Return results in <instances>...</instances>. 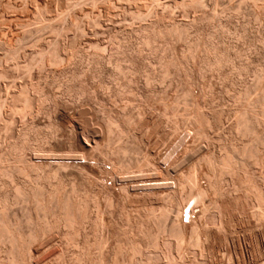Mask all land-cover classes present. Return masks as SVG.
<instances>
[{
  "label": "bare ground",
  "instance_id": "obj_1",
  "mask_svg": "<svg viewBox=\"0 0 264 264\" xmlns=\"http://www.w3.org/2000/svg\"><path fill=\"white\" fill-rule=\"evenodd\" d=\"M88 1L95 5L99 2L107 3L109 0H74L56 16L46 17V22L45 20V23L42 22L43 28L50 29L56 37L30 48L29 51L22 49L23 35H13L14 33L11 32L8 33L7 41L0 42L4 45V52L0 55V81L10 79L14 84L5 95L3 92V94L0 93V126L4 132V137L0 140V264H44L42 263L44 259L39 257L42 244L39 246L36 242H41L40 239L45 233H51V230L60 227L64 230L61 234L63 241L66 242L63 244L67 248L64 247L65 249L56 255L52 264H157L160 261L163 264H200L195 261L197 258L203 259L201 264H222L225 257L223 255L220 260L215 259L216 246L211 245L210 240L216 235L217 239H229L227 233L223 231L226 219L220 218L214 222L217 224L216 229L206 227L204 216L209 213V205L224 206L227 189L231 186L240 191L241 196L257 208L255 212L252 211L253 214L264 219V66H262L264 32L260 30L254 34L249 30L248 23L247 25L244 23L246 21L230 23L232 15L240 13L241 10H244V14L241 12L242 17L246 14L245 17H248V20L258 21L264 18V0H228L226 1L229 3L228 7H223L224 9H219V6L225 3V0H166L163 2L161 0H125L128 3L123 8L125 13L127 12L132 20L141 23L136 29L129 32L127 30L126 35L123 32L124 37L120 38L121 40L117 39L118 36L122 37L118 32L113 33L110 40L117 44L113 42L115 50L108 55L104 54L105 46L97 41H90L93 48L91 53L83 52L78 47V40L85 32L82 20L88 19V23L92 26L99 23L93 13L92 17L86 11L75 12V8L80 9ZM11 2L0 0V6L5 4L7 7H15L16 4ZM208 6L211 7L210 10L207 9ZM177 10L181 12L183 19L185 17L187 19L191 11L199 10L200 13L198 12L187 21L176 17ZM68 20L70 28L75 33L69 39H61L58 36L69 25L58 26L59 24L56 25V23L57 21L64 23ZM133 35L135 38L131 39ZM228 37L231 39L229 40ZM240 39L254 46L253 54H244L245 52L240 48L242 46L238 45ZM157 41H161L163 47L158 44L156 46ZM178 42H183V45L178 47ZM146 49L150 51L153 49V52L144 55L143 51ZM76 58H78L77 63ZM82 61L85 62V66L79 63ZM59 66L61 67L59 71L66 75L65 83L69 92L75 86L73 83L77 82L80 84V91L85 93L87 89L84 90V86L81 85L86 79L89 80L93 93L94 88L100 91L120 78L124 79L123 85L125 89L131 91V94L132 89L140 93L142 90L148 92L150 86L152 84L155 86L157 81L164 86L167 84L176 87L178 93L176 92L172 98L169 97L170 100L165 103L163 110L170 119L172 118V129L176 131L179 128V120L183 119L177 104L184 103L190 115L187 116L190 117L194 138L191 139L192 143H184L182 154L177 156L176 153V156L172 158L169 170L176 175L183 164L193 159L196 154L204 152L201 153L202 155L199 154L201 156L199 162L205 164V169L201 170L205 184L200 183L199 174L195 168L177 174L175 179L172 177L174 179L172 182L164 177L146 183L144 176L157 175L158 164L146 169L149 172L141 171L138 176L136 175L141 181L139 184L141 189L145 191L132 198H136L137 205L145 208L141 217L137 218L130 216L124 209L121 210L118 215L123 217V223L125 222L129 228L127 230L124 228L120 233L118 230L113 233L121 235L126 245L118 244L110 250L111 252L105 249L110 234L108 235L107 223L102 218L103 207L107 209L112 206L113 197L128 198L129 191L134 190V186L123 183L124 178L121 179L122 176L114 172V169H123L125 164L123 165L120 157L122 158L133 149L126 145L109 148V139L114 133L120 136L126 132L136 117L139 118L141 114L126 116L125 112L117 110L103 112L102 130L107 135L103 149L101 142L103 137L93 131L92 126L86 123L88 120L82 119V123L86 124L83 126L77 123L79 132L75 133L73 138L76 139L77 146L83 153L77 155L76 153L74 155L50 153L43 155L44 161L39 163L31 161L26 153L32 148L33 141L38 142L41 138L42 141L55 136L54 134H57L55 132L57 131L56 118L60 119V124L63 126L67 122V119L58 112L52 118L54 121L51 120L46 126L48 131L41 135L39 126L32 117L35 111L41 110L44 102L53 99V95L44 92L43 87L40 83L33 81L32 76L36 71L46 68L57 69ZM18 77H22L23 82L15 84ZM11 82L9 84H12ZM88 89L91 91V88ZM165 90L162 88L158 90L161 98L164 99L167 95ZM113 93L115 97H120L122 90L116 88ZM153 93L156 92L153 91ZM156 94L158 95V92ZM108 95L104 96V100L110 98ZM201 106H206L207 109L203 110ZM17 122H21L20 127H16ZM58 126L60 127L59 124ZM237 136L244 137L242 139L246 143L239 141ZM200 139L208 142V146L199 144ZM182 141L183 139L180 143ZM215 148L220 149L221 152L218 153ZM95 149L98 151V156L87 158L89 152ZM84 153L88 154L85 156ZM244 157L247 158L245 162ZM108 163L109 169L105 167ZM134 164L142 167L144 163L136 161ZM70 170H76L78 173L88 172L92 177L91 182L86 181V183L89 182V188L86 186L77 188L75 183V186L72 185L69 190H66L68 189L66 176H70L72 173ZM169 170L166 169L164 173L167 174ZM107 181H110V185ZM117 182L120 184L116 187ZM210 194L212 196L207 203L206 199L208 200L207 196ZM24 201L31 203L32 210L35 212L34 216H31L33 212L23 214L21 211L22 213L17 214L11 211L14 205ZM160 202L162 207L159 214H155L154 205ZM89 205L93 206L95 211L91 217L87 215ZM188 206H190L189 223L185 224L181 222V214ZM211 217L213 221L215 216L212 214ZM86 221L91 225V229L88 227L92 233L91 237L88 235L89 232L79 235V232L82 233L80 230L87 226ZM168 224H170L169 227ZM109 225L111 226L110 223ZM261 226L255 244L264 246V224ZM71 246L76 247L77 251L72 252ZM68 248H71L69 249L71 253L67 252ZM234 250L242 260L245 258L239 244H236Z\"/></svg>",
  "mask_w": 264,
  "mask_h": 264
},
{
  "label": "rangeland",
  "instance_id": "obj_2",
  "mask_svg": "<svg viewBox=\"0 0 264 264\" xmlns=\"http://www.w3.org/2000/svg\"><path fill=\"white\" fill-rule=\"evenodd\" d=\"M73 1L74 0H10V2L12 4H16L15 7H7L5 4H2L0 6V42L1 41L2 42L7 41V38L9 37L8 33H11V32H12V34L14 33L13 35H20V36L23 35L22 39H21V43L23 42L22 43V49L24 51H29L32 48H34L36 45H39V44L44 43V42H47V41H49L50 38L53 39L54 37H56V34L54 32H52L50 29H48V28H45V27L43 28V23L46 22L45 18L48 17V16H56L57 14H59L66 7L67 4L68 5L72 4ZM161 1L163 2V1H166V0H161ZM226 1H228V0H225V3L220 4L221 6H219V9H224L223 7H228L229 3L226 2ZM124 5H126V6L128 5L127 1H125V0H109V1H107V3L106 2H99V3L95 4V5H93L90 1H88L82 6L83 9H82V7L80 9L79 8H77V9L75 8L74 9L76 13H79L81 11H86V12H89L91 14V16H92V13H93V16L94 17L96 16L97 19H98V22H99L97 25L92 26L91 24L88 23V21H87L88 19L85 20L86 22L84 20H82L83 21L82 23H84L83 27H85V29H84L85 32H84L83 35L80 36V38L78 40V47L81 50H83V52H87V53L93 52V48L90 45V41H97V42H100L102 46H105V50L106 51H104V54L108 55L109 52L111 53L112 50H115V49H113L115 47V45H113L114 44L113 42H115V41L112 42V39L110 40V38L113 35V33L116 32L115 34H117V32H118V34L120 36H122V37L118 36L117 39L121 40L120 38H123L124 34L126 35L127 30L129 32V31H131L133 29H136L140 25L141 22H137V20H132L130 15H128L127 12L125 13V11L123 10ZM19 6H21V7H19ZM209 8H211V7L208 6L207 9L210 10ZM159 10H160V8H159ZM248 10H249V8H248ZM243 11L241 10L242 13H243ZM198 12L200 13L199 10L196 11V12L191 11L190 15L187 17V19H186V17L184 19L182 18V16L180 15L181 12H179V10H177L175 12V14H176V17L178 19L181 17L183 20L189 21V20H191V18L194 17V15H197ZM238 13L237 14L235 13L234 15H232V17L230 18V23H233V22H237L238 23V21L240 23H242V22L246 21L244 23H246V25L248 23L247 26H248L249 30H251L254 34H255V32L260 31V30L264 32V18H261L262 20L258 19V21L257 20L255 21L253 19L251 20L250 18H249L250 20H248L247 19L248 17H245L246 14L243 16L245 18H243L242 17V13L241 14L240 13L238 14ZM40 19H42V20H40ZM222 19H224V18H222ZM44 20H45V22H44ZM224 20H226V19H224ZM19 22H20V24H19ZM69 23H70L69 20L64 22V23L57 21L56 25L59 24L58 26H61V25L63 26V24L64 25H66V24L69 25V27L65 28V31L62 32V34L58 36V37H61V39H65V38L69 39L75 33V32H73L74 30L70 28V24ZM86 23H88V24H86ZM41 24H42V27H41ZM259 27H260V29H259ZM99 29H100V31H99ZM8 30H10V31H8ZM190 31H191V29H190ZM123 32H124V34H123ZM134 38L135 37L133 35L131 37V39H134ZM228 39L230 40L231 38L228 37ZM232 40H234V39H232ZM160 42L161 41H157L156 46L158 44V46L163 47L162 42L161 43ZM245 42L246 41L245 40L243 41V39L238 40L239 47L240 46L243 47V48L242 47H240V48L245 52V53L243 52L244 54H246V55L247 54L248 55L249 54H253L254 51H255L253 49L254 46H250L247 42L246 43ZM178 43H177L178 47H181L183 45L182 44L183 42H178ZM240 43H241V45H240ZM107 44H109V45H107ZM115 44H117V43L115 42ZM111 46H112V48H111ZM3 47H4V45L0 44V55H2L3 52H4V50H3L4 48ZM106 47H108V48H106ZM158 51H161V50H158ZM113 52H115V51H113ZM149 52H153V49H151V51H150V49L149 50L146 49V50L143 51L144 55L145 54H149ZM262 56L264 57V55H262ZM76 60H75V62L77 63L78 62V58H76ZM7 63H8V61H7ZM79 63L85 66V62L84 61L79 62ZM262 66H264V63H263ZM58 68L57 69H55V68H53V69L46 68L44 70H41L42 72L41 71H36L34 73V75L32 76L34 78L33 81L40 83L41 87H43L44 92H46L47 94L49 93V95H53L52 96L53 99H51V100L54 103L53 104L51 102V100H47L46 103L44 102L42 104L41 110L35 111L33 113L32 117L35 118L34 120L39 126L38 129L40 130V132H41L40 134L41 135L45 134L48 131V127H46V126H48L49 122H51V120H53L52 119V118H54L53 116L57 115L58 112H59L60 115H62L63 117H65L67 119V122H66V124L64 123V126H63V125L60 124V119L56 118L57 119V120H55L56 121L55 122L56 125L57 126H58V124L60 125V127L59 126L57 127L55 125L56 128H57V131H55V132L57 134H54L55 136H53L52 138L44 139L42 141H41L42 138L38 142L33 141L32 148L27 150V153H26L31 161H34L35 163H39L41 161H44L45 160V158H44L45 156L43 157V155L50 154V153H59V154L70 153L71 155H74L75 153H76L75 155L83 153L80 150V148L77 146L78 144L76 142V139L73 138L74 134L79 132L78 128L76 127L77 123H81L83 126H85L84 124H86V123L89 124L90 127L92 126V129H93V131H95L96 134H98L101 137L105 138L106 140L102 138V141H101L102 142V149H103V146L106 143L105 141H107V137H106L107 135L102 130L103 129V125L101 124L102 116H103L104 113H106L108 111L114 112V111L117 110V111L125 112L126 116H127V114H129V116L131 114L132 115L135 114L134 116H137L138 114H141V115H139L140 117L139 118L136 117V119L133 121V124H131L129 126L130 128H128V129L131 132L127 129V131L122 133L120 136H117L115 133L114 134L112 133L113 134V135L111 134L112 135V137H111L112 139L109 137L110 138L109 139V145L110 146L107 144L109 146V148H114V147L120 146V145H126V146L130 147L131 149H133V151H130L131 153L128 152V154L124 155L122 157L123 159L120 157V159L123 160L122 161L123 165L125 164L123 166L124 170L122 168H121L122 170L121 169H119V170L117 169L118 171L114 169V172L116 171L115 173H117L118 176H122V177H120L121 179L124 178L123 181H122L123 183H125L126 185L134 186V190L130 189V191H129V194H130L131 197L129 196V194H128V196H129L128 198L113 197V200H112V203H111L112 206H109L108 207L109 209L108 208L105 209L102 206L103 210H104L103 214H102V218H103L104 222L107 223V230H108L107 233H108V235L110 234V236H108V240L106 242V248L105 249L110 251L111 249H114V247H116L118 244L124 245V246L126 245V242L124 240H122V238L120 237L121 235H118V233H113V231L115 232L116 230H118L119 233H120V231H122L124 228H125L124 230H127L129 228V226L125 225V222L123 223V217L119 216L120 213H121V210L124 209V211L126 213H129L130 216L135 217V218H137L138 216L141 217V215L143 214V211H144L145 207L144 206L141 207L140 205H137V203L135 202L136 198H132V197H134V195L136 196V194L138 195V194H141L142 191H145L143 188L141 189V186L139 185V184H141V181H140V179H137L138 174H140L141 171L145 172V173L149 172V170L146 171V169H150L151 167H153L152 165L156 166L158 164L157 165V170H158V172H157L158 174L157 175L154 176L153 174H149V175H151V176H149L147 174L146 177L144 176V179L147 180L146 183L152 182L154 179H158V178L161 179V178H164V177H165V179H167V181L172 182V181H174V179L177 176V174H181L182 172L185 173V172H188L189 170H191L192 168L193 169L195 168V169H197V172L199 174L200 183L205 184V182H206L205 178H203V176L201 175V170L205 169V164H204V162H201V161L199 162V159L201 157L200 155H202L204 152H200V153L196 154L193 159H191L189 162H186L185 164H183L180 167L181 169L179 168L180 171H178V173L176 175L174 174V172L172 173V171L169 170V166L171 164L172 158L176 156V153H177V156L179 154H182V152L184 150L183 146L185 144L192 143L191 139L193 140V138H194V130L192 129V127H191L192 125L190 124V117H189L190 115L188 114L189 112H188L187 107L185 106L184 103L180 102L179 104H177L178 105L177 109L179 110V114L180 115L182 114V118L183 119L179 120V128L176 131H174L172 129V118L170 119V117H168L166 115V113L164 112V110H163L164 109L163 106L165 105V103L168 102V100H170V98H172L174 96V94H176V92L178 93V91H176L177 90L176 87L168 86L167 84L164 86L163 84L161 85V83L157 81V82H155L156 83L155 86H154V84H152V86H150V88L148 89V92H147V90L146 91L142 90V92L140 93V92H137L138 90L132 89V94H131V91L129 92L127 89H125V87L123 85L124 84V79L120 78L117 81L114 80L113 83L111 82L113 85L110 83L109 86H107L105 89H101L100 91H99L98 88H94V93H93V91H92L93 89H92V87L90 85V82H89L88 79H86V80L83 81L84 84L81 85L82 87L84 86L83 87L84 90L87 89V90L84 91L85 93L80 91L81 87L79 86L80 84L77 83V82L73 83V86L74 85L75 86L69 92V90L66 88L67 84L65 83L66 82V75L59 71V70H61L60 66ZM129 75L131 76L132 74L130 73ZM58 77H59V79H57ZM249 78L251 79L252 76L250 75ZM61 79H63V80H61ZM16 80H15V84H20L21 82H23V78L22 77H20V78L18 77V78H16ZM10 82H11L10 79L9 80L5 79V80L0 81V93L1 94L4 93L3 95H5L8 91L11 90V87H13L14 84L12 82H11L12 84H9ZM88 83H89V85H88ZM118 83H120L121 85L118 84ZM122 85H123V87H122ZM86 86L88 88H91V91H90V89L86 88ZM156 86H158V88ZM58 87L61 88V89H59ZM116 88L122 90L121 96L119 95L120 97H117V96L115 97V95L113 93L114 89H116ZM133 88H134V86H133ZM161 88L162 89H166L165 91H166L167 95L165 96V99L161 98V96H160L159 91H160ZM95 89L98 92L95 91ZM151 89L154 92H156V93L158 92V95L156 93H153V91ZM133 90H135V91L133 92ZM78 92H79V94H78ZM80 92H81V95H80ZM96 92H97V94H96ZM125 92H126V94H124ZM133 93H135V94L133 95ZM142 93H144V94H142ZM105 94L106 95H108V94L110 95L109 99L106 98L107 101L104 100L105 99L104 96H106ZM147 94H148L149 97L147 96ZM135 95H137L139 97H137ZM87 97H89V98H87ZM111 97H112V99H111ZM156 97H158V98H156ZM136 99H138V100H136ZM59 103H61V104H59ZM124 106H126V107H124ZM48 107L49 108L51 107V108L49 109ZM123 107L126 108V109H124ZM201 107H202L203 110L207 109L206 106H201ZM44 114H46V115H44ZM187 115H189V116H187ZM82 119L83 120L85 119V120H88V121H86V123L85 122L82 123V121H83ZM57 122H58V124H57ZM20 125H21V122H17L16 123V127H20ZM61 126H63V127H61ZM86 126H88V125H86ZM2 132H3V130L1 128V126H0V140H2L3 137H4V132L3 133ZM186 133H187V135H186ZM41 135H40V137H41ZM183 137H185V139ZM237 138H239V141L245 142V140L242 139L244 137L237 136ZM81 139H82V136H81ZM115 139H119V140H115ZM181 139H183V141H184V142L182 141L183 144L180 143ZM103 140H104V142H103ZM122 140H123V142H122ZM197 141H195V143H197ZM200 141H201V139H200ZM136 142H138V143H136ZM37 143H38V145H37ZM103 143H104V145H103ZM125 143H127V144H125ZM205 143H207V144H205ZM199 144H201L203 146L204 145L208 146L209 143L203 140ZM99 147L101 148L100 145H99ZM104 148H105V146H104ZM215 149H216V151H218V153L221 152L220 149L219 150H218V148H215ZM170 153H171V155H170ZM84 154L86 156V154H88V153H84ZM97 154H98V151L95 149L91 153L89 152V154L86 157L90 158L91 156H94L92 158H96V156H98ZM133 156H135L134 159H133ZM167 156H168L167 161H165ZM246 159L247 158L244 157L243 161L245 162ZM134 160L138 161L139 163L141 162V163H144V164L142 165V167H138L137 165H135L136 163L134 164V162H136ZM146 161H148V162L146 163ZM198 162H199V164H197ZM193 165H194V167H193ZM105 167L107 169H109L110 168L109 163L106 164ZM158 167L160 169H158ZM166 169L169 170L167 172V174L164 173V171ZM70 172H72L70 174V176L69 175L66 176V186L68 188V189H66V187H65L66 190H69L70 187L72 185H74L75 183L77 184L76 185L77 188H81L83 186H86L87 188H89V184L88 183L91 182V180H92L91 178L92 177H91V175L88 174V172L85 171L86 172L85 173L83 171L85 174L83 172H79L78 173V171H76V170H70ZM168 176H169V179H168ZM86 181H89V182L86 183ZM107 183H108V185H110V181H107ZM119 184H120V182H117L116 183V187ZM138 185H139V187H138ZM135 187H137V188H135ZM231 188H232V190H231ZM236 191H238V190H236L235 188L230 186L227 189L225 205L222 206V207H215V206H212L210 204L209 205V213L206 214V216H204L205 226L208 227V228H212L213 227L212 229H216V227H217V224L216 223L214 224V222H217L220 218L226 219L225 220V227H224L223 231L225 233H227L229 239H226V240H221L219 238L217 239V235H216L215 238H212L210 240L211 241V245H213L214 247L216 246L215 248H216L217 251L215 250L216 251L215 254H217V255H215V256L217 258L215 257V259L216 260H220L221 256L224 255L225 260H224V262L222 264H264V246L255 244L256 240H257V237H258L257 234H258L260 228L262 227L261 225L264 224V219H260L256 215H254L252 211L255 212L256 211L255 209H257V208H254V205L252 203H250L247 199H245L243 196H241L242 194H241L240 191H238V192H236ZM211 196H212L211 194H210V196H207V198H208V200L206 199L207 203H209V198H211ZM30 205H31L30 202L28 204V201H24V202L18 203L17 205H14L11 208V211L12 212H16L17 214L22 213L21 211H23V214L24 213L26 214V213L33 212L31 214V216H34L33 214H35V212H34V210H32L33 209L32 205L31 206ZM157 205H159V206H157ZM157 205H154L155 214H159V211L161 209L160 207H162V202H160ZM27 206H30V207H27ZM21 207H22V210H20ZM26 207H27V209H26ZM19 210H20V212H19ZM94 212H95L94 211V207L89 205V207L87 209L88 217H91L92 215H94L95 214ZM212 214H213V216H215L214 217L215 219H213V221L211 220L212 219V217H211ZM244 215H246V216H244ZM216 216H218V217L216 218ZM118 217H120V218H118ZM121 218H122V220H120ZM210 221H211V223H210ZM255 221H257V222H255ZM86 222H85L86 223L85 225H87V226H84V228H82L83 230L82 229L80 230V231H82V233L79 232V235L82 236L85 232L87 234L89 232L90 234H88V235H90L89 237H91V235H92L91 230H90L91 229V225H90V223L88 221H86ZM109 223L111 224V226L109 225ZM112 223L113 224L115 223V224L113 225ZM169 226H170V224H168V227ZM256 226L258 228L259 227L260 228L256 229L257 228ZM108 228L110 229L111 232L109 231ZM61 231H62V233L64 231L61 227L58 228V229H53V230L50 231L51 233L47 232V234L45 233L43 235L42 239H40L41 242H39V243L36 242L37 245H39V246H40V244H42V247L40 246L42 252L40 253V256H39L41 259H44V261H45V262L43 261L42 263H44V264H52V262L54 261V258L56 257V255L59 254V252L62 251L63 249L67 248L64 245L66 242L63 241V239H62L63 236L61 234ZM263 236H264V233H263ZM40 240H38V241H40ZM252 241H254V242H252ZM235 243L239 244V246L241 247V249L243 251V254H244V257H245V258H243V260H242L241 257L236 255V253H235V250H234V248L236 247ZM68 247H70V246H68ZM71 248H68V250L71 249L72 252L73 251L74 252L77 251L76 247H74L75 248L74 249L73 246H71ZM221 248L224 249V250H222ZM228 248H229V250H228ZM230 249H232V251H234V253ZM68 250H67V252L71 253V250H69V251ZM226 250H228V251H226ZM228 256H229V258H228ZM197 259L195 261L200 262V264H201V261H203V259H201V258H197ZM228 259H229V262H228ZM161 263H162V261L158 262L157 264H161Z\"/></svg>",
  "mask_w": 264,
  "mask_h": 264
},
{
  "label": "built area",
  "instance_id": "obj_3",
  "mask_svg": "<svg viewBox=\"0 0 264 264\" xmlns=\"http://www.w3.org/2000/svg\"><path fill=\"white\" fill-rule=\"evenodd\" d=\"M189 214H190V206L183 209L181 214V222L188 224L189 223Z\"/></svg>",
  "mask_w": 264,
  "mask_h": 264
}]
</instances>
